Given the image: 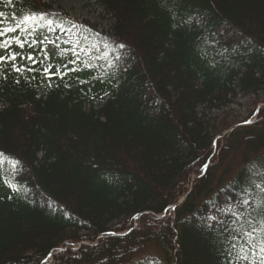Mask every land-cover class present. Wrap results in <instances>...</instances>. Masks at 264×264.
Masks as SVG:
<instances>
[{"label":"trees","instance_id":"16d2710c","mask_svg":"<svg viewBox=\"0 0 264 264\" xmlns=\"http://www.w3.org/2000/svg\"><path fill=\"white\" fill-rule=\"evenodd\" d=\"M88 1L109 18L72 23L91 68L15 45L43 64L0 66V264H259L247 245L235 259L244 241L231 248L224 226L233 210L259 219L264 99L248 125L213 114L264 97V0ZM50 9L0 3L3 26L30 12L58 24Z\"/></svg>","mask_w":264,"mask_h":264},{"label":"snow or ice","instance_id":"6c2138e0","mask_svg":"<svg viewBox=\"0 0 264 264\" xmlns=\"http://www.w3.org/2000/svg\"><path fill=\"white\" fill-rule=\"evenodd\" d=\"M14 0H0V3L5 4H12ZM6 19L3 12H0V49L3 50L2 55H0V66L11 64L12 70L18 74L23 75L25 71H36L35 65L37 64H43L42 60H37L36 57H34L31 54H25L22 51L17 52L12 50L13 45L16 46V48L24 49L25 46L29 48H36L40 47V52L44 55V59H48V55L46 52V48L44 47L45 42L48 44H54L57 48L60 47L56 41L59 40V37H56V40L50 39L47 35H43L42 37L38 36V33H40L42 27H46L49 32L55 33L57 28L63 29L62 24H57L54 19H49L44 14L39 13H33L30 12L27 15H23L22 17H12L13 20L16 21V23L12 26H3V21ZM71 23V22H69ZM75 25L73 24V27ZM70 31V29H68ZM18 33H23V37H21ZM77 46L79 45V41L75 42ZM92 47H95L93 45ZM105 47H108L107 45ZM118 48H124L125 45L119 44L117 45ZM66 51V50H65ZM80 52H86V49L81 48ZM80 52H77L75 48L73 49V54L76 56V61H71V63L79 62L83 64L85 68H91L92 65L88 62L80 59ZM107 59V55L104 57ZM19 60H27L32 67H25L18 64ZM117 61L120 60V57H115ZM108 67H112V61H107ZM71 71H76L77 69H70ZM42 75L48 79L51 80L54 76H59L61 79H63L64 73L60 70L53 71L51 67H44ZM4 79H7V76L5 75L3 77ZM19 80H16V83H19ZM51 86V85H49ZM250 122V121H249ZM3 153H0V158L3 157ZM19 162H15L13 164V168L15 169L16 165H18ZM5 183L8 184L13 191H18L15 184H12L10 181L5 180ZM11 198V197H10ZM242 204H247V200H243L241 202ZM260 215L259 219L257 217L252 216L250 213L248 214V217L245 219L243 213H237L236 211H231V215L234 218L233 224L231 225H225L224 231L228 232L229 229L231 230L229 233V236L226 237V239H231L233 243L231 244V248H236L235 241L237 240H243L244 244H241L238 250V253L235 257L237 261H248L249 257L247 254V251L245 249V245L248 246L249 249L252 250V254L256 255V250L259 251V264H264V202H261L260 205ZM244 221L241 223V221ZM221 224L224 222L221 221ZM247 225V227H245ZM259 225V227L257 226ZM229 255H231V252H229Z\"/></svg>","mask_w":264,"mask_h":264},{"label":"rangeland","instance_id":"374dc122","mask_svg":"<svg viewBox=\"0 0 264 264\" xmlns=\"http://www.w3.org/2000/svg\"><path fill=\"white\" fill-rule=\"evenodd\" d=\"M47 3L51 6L53 12L61 14L70 20L89 22L100 31L107 30L109 26L108 16L103 10H101V8L88 0H47ZM43 35H47L51 38L52 32H49L47 28L44 27L43 33L40 37ZM62 35L63 39L70 42L74 36V32L72 30H66ZM47 51L54 59H58V50L55 49L52 44H48ZM80 55L83 59L88 58L87 53H80ZM101 99L102 98L96 100L95 106H98L101 103ZM263 99V96L257 99L254 96L242 97L241 95H238L228 108L217 111L213 115L218 118V121L224 120L228 124H249L253 122L256 110L262 105L261 103ZM250 116H252V118L248 119Z\"/></svg>","mask_w":264,"mask_h":264}]
</instances>
